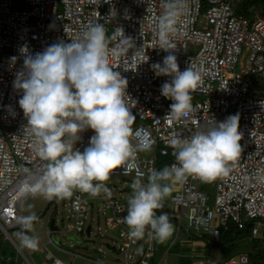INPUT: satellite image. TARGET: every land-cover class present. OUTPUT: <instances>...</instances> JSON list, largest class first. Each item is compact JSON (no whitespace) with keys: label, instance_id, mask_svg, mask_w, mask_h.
<instances>
[{"label":"built area","instance_id":"built-area-1","mask_svg":"<svg viewBox=\"0 0 264 264\" xmlns=\"http://www.w3.org/2000/svg\"><path fill=\"white\" fill-rule=\"evenodd\" d=\"M239 0H182L184 12L170 39L177 44L172 50L181 71L190 67L200 74L201 83L192 91V112L180 120L173 118V101L160 93L161 85L170 76H156L152 64L162 63L168 54L159 48L158 23L168 0H24L25 8L13 7V0H0V230L11 240L9 230L22 227L34 219H26L18 211L20 202L36 194L22 190V183L30 174L39 175L46 162L37 155L36 137L27 126V118L19 106L22 90L13 87L18 72L23 70V55L19 49L27 45L29 52H42L47 46L81 37L88 25L100 23L109 39V64L127 79L125 102L139 121L132 126L133 139L151 143L157 155L169 156V166L176 163L173 150L167 147L173 137L191 138L206 131L230 115H239L242 152L229 163L231 171L212 181L190 176L169 195L171 206L178 210L176 228L185 219L186 231L202 233L207 243L219 246L223 233L249 229L257 237L264 229V18H248L235 12ZM205 16L208 27H198L199 17ZM124 36L131 41L123 40ZM196 47L189 50V46ZM126 49V51H121ZM113 50H115L113 52ZM8 55V58L4 56ZM244 62L239 63L240 56ZM12 57H16L13 62ZM146 62H142L146 60ZM261 86H254L253 77ZM252 91L256 92L253 93ZM91 129L79 133L73 147L83 152L89 146ZM70 143V141H68ZM129 175L147 181L151 170H157L156 156L140 159ZM140 173L141 175H137ZM111 175H122L123 169ZM207 186L214 189L213 203H208ZM38 194V193H37ZM129 199V198H128ZM127 199V201H128ZM127 201L119 197H91L74 190L69 200V213L61 227L48 228L49 233L76 232L90 239L91 222L88 214L104 216V226L115 232L119 241L111 248L122 255L124 264H162L154 260V239L148 237L133 242L128 227L122 222ZM56 198L47 199L43 212L51 206L48 223L55 208ZM102 207V208H100ZM109 210L111 214H105ZM33 217V216H32ZM36 218V216H34ZM31 218V217H30ZM232 225V228H229ZM89 232L86 234V228ZM92 241V240H87ZM49 242H53L49 237ZM15 245V242H14ZM142 245L135 258L136 247ZM69 253L72 262L83 257L95 264H116L105 256L96 260L56 246ZM99 250V249H98ZM48 264H72L48 254ZM117 260V259H116ZM245 253H237L214 264H248Z\"/></svg>","mask_w":264,"mask_h":264},{"label":"clouds","instance_id":"clouds-1","mask_svg":"<svg viewBox=\"0 0 264 264\" xmlns=\"http://www.w3.org/2000/svg\"><path fill=\"white\" fill-rule=\"evenodd\" d=\"M183 12L182 0H168L158 23L159 48L168 54L162 63L151 65L156 76L171 77L170 82L161 85L160 93L173 101L170 112L176 120L192 112L191 93L201 83L200 74L192 68L179 69L172 52L177 44L170 34L176 32ZM119 35L131 41L121 28ZM109 39L104 25L95 23L88 25L80 38L51 44L34 55L27 45L19 49L24 57L23 70L17 73L13 87L22 90L18 103L36 137L37 155L46 162L39 175L25 177L24 192L39 193L49 200L69 199L74 190L91 197L103 192L110 198L111 190L105 182L113 170L122 168L124 175L131 174L137 168V152L151 148L147 141L133 144L140 133H133L135 117L124 99L127 79L109 64ZM11 59L14 62L16 57ZM85 129L93 130L94 135L80 152L73 145ZM238 129L239 115H230L191 138L173 136L168 140L167 147L173 150L176 163L151 170L147 183L136 179L131 185L132 195L121 219L133 242L147 234L163 243L173 235L168 213L157 215L171 194V185L182 184L190 176L205 182L227 176L229 163L242 152V133ZM24 243L36 247L34 240Z\"/></svg>","mask_w":264,"mask_h":264},{"label":"rangeland","instance_id":"rangeland-1","mask_svg":"<svg viewBox=\"0 0 264 264\" xmlns=\"http://www.w3.org/2000/svg\"><path fill=\"white\" fill-rule=\"evenodd\" d=\"M243 3L244 1H242V4L238 7L242 8L244 6ZM13 7L16 9L25 8L24 0H13ZM249 8L250 11L252 10L253 15H259L258 10L252 9L251 7ZM262 18H264V16H262ZM197 26L202 28L208 27V25L205 24V16L201 15L199 17ZM194 49H196L195 46H189L190 51ZM4 58H8V55L4 56ZM243 62L244 56L242 55L239 58V62L236 64L237 70L240 69L239 63ZM258 76L259 78H262L261 75ZM258 76L256 75L253 77V85L257 86V88L261 86V81H257ZM252 92L256 93L254 91ZM262 93L263 92L260 90L259 94ZM137 123H139V121L135 119L133 125ZM154 156H157L155 148H150L147 151H139L140 159H148ZM136 179L139 178L133 175H110L109 180L106 181L105 184L111 190V197H119L122 198L123 202H126L127 199L132 195L131 185ZM140 180L141 183H147L145 179L140 178ZM178 185L179 184L171 185V192L177 189ZM206 189L209 197L208 203L212 205L215 191L209 186H207ZM101 195L108 198L103 192H101ZM69 200L70 198L56 199L55 208L53 209L52 214L55 219V224L58 227H61L62 223H65L67 220L66 215L69 213ZM46 203L47 199L42 194L38 193L34 196H28L24 198L18 206V211L23 217L28 219L41 212ZM163 203L164 207L160 210H157V215L161 214V212L168 213L170 222L174 225V232L173 235L163 243H158L154 239L155 254L153 259L155 261L160 260L162 264H214V261L225 259L228 256L235 255L237 253H245L249 258L248 264H264V229L257 237H252L250 234L238 233L232 240V244L234 246L232 248H229L226 244L224 246H211L206 242L205 235L202 233H193L185 230V219L182 218L180 220L181 226L177 229V208L171 206L169 202V196L164 200ZM50 211L51 206L45 211V213H43L44 215H37L38 217L35 221L23 225V229L25 228L27 230L26 233H19L20 228L9 230L10 236L22 248L23 253L34 262V264H48L49 260H47L45 257L47 250L54 252L56 256L63 260L69 261L70 259V256L67 253L61 252L52 246L51 243H47L45 222ZM105 214L109 215L111 212L109 210H105ZM93 216L94 218H91L90 214H88L87 217V222H91L93 231L91 233L90 239H87L85 236L76 232H53L51 233V238L54 244L61 246L70 252L78 253L84 257L100 260L107 256L109 260H115L116 264H124L122 255L115 253L111 248L119 241L115 232L108 231L105 228L104 216L97 214L95 211L93 212ZM26 240H34L36 242V247L32 248L27 246V244L24 243ZM87 240H92L93 242ZM147 240L148 237L146 234L143 242H147ZM172 240L174 241L173 244H171ZM45 241L46 247H43L42 243ZM141 247L142 245H139L135 248L136 252H138L135 254V258L139 256L138 254L141 250ZM3 250L6 254H10L12 257L16 258V260H18V264L22 263V256L19 255L12 242L9 239H6L0 230V251L3 252ZM255 254H258L259 256H256ZM73 264L94 263L85 260L83 257H77L74 259Z\"/></svg>","mask_w":264,"mask_h":264},{"label":"trees","instance_id":"trees-1","mask_svg":"<svg viewBox=\"0 0 264 264\" xmlns=\"http://www.w3.org/2000/svg\"><path fill=\"white\" fill-rule=\"evenodd\" d=\"M242 1H244V6L238 7L239 5L242 4ZM252 9H256L259 12V17L264 16V0H240V2L238 1L236 6H235V12L237 14H242L245 17L248 18H253L254 15L252 14V10L250 11V8ZM169 162H170V157L169 156H161V155H157L156 156V165H157V170L163 169L165 166H169ZM232 225H229V228H232ZM236 233V234H235ZM233 235L230 236V232H224L223 233V243L220 244L219 246H224L225 244L229 247L232 248L234 247L232 244V240L235 238L234 236H236L238 233L239 234H249V229H246L245 231H236ZM256 256H259L258 254H255Z\"/></svg>","mask_w":264,"mask_h":264},{"label":"crops","instance_id":"crops-1","mask_svg":"<svg viewBox=\"0 0 264 264\" xmlns=\"http://www.w3.org/2000/svg\"><path fill=\"white\" fill-rule=\"evenodd\" d=\"M257 81H259V78H258V80ZM261 91L264 93V88H263V90L261 89ZM262 93V94H263ZM45 207V206H44ZM48 209V208H47ZM46 209V210H47ZM45 210V211H46ZM45 211L43 212V213H45ZM51 212V211H50ZM50 214V213H49ZM38 215H39V213H38ZM41 216L42 215H44V214H40ZM51 216L53 217V214H51ZM38 217V216H37ZM37 217L34 219V220H32V221H35L36 219H37ZM48 218H49V216H47L46 217V222H45V229H46V234H47V243H51V242H49V237L51 238V233H49V231H48V228L50 227V221H49V223H48ZM54 218V217H53ZM51 220V219H50ZM32 221H29V222H32ZM29 222H27V223H29ZM27 223H25V224H27ZM24 224V225H25ZM55 226V225H54ZM50 228H54V227H50ZM22 230H26L25 228L23 229V227H20V230H19V233H25V232H23ZM4 237H5V235H4ZM6 239H9V238H7V237H5ZM52 239V238H51ZM10 240V239H9ZM11 242H12V244L14 245V242H15V240H13V238L11 237V240H10ZM53 241V240H52ZM93 242V241H92ZM173 240L171 241V244H173ZM207 242V241H206ZM52 244V246H54L55 248H56V246H58V245H56V244H54V242H52L51 243ZM170 244V245H171ZM209 244V243H208ZM42 245H43V247H46V241L45 242H43L42 243ZM173 246V245H172ZM212 246V245H211ZM14 247L16 248V250H17V252L19 253V255L20 256H22L21 258H22V263L21 264H34V262L28 257V256H26V254H24L23 253V251H22V248L15 242V245H14ZM58 247H61V246H58ZM61 248H63V247H61ZM57 249V248H56ZM58 250V249H57ZM59 251H61V250H59ZM61 252H64V253H67V252H65V251H61ZM167 252H168V249H167ZM48 254H51V255H54V256H56L55 255V253L54 252H52V251H50V250H47V252H46V254H45V257H46V259L48 260V258H47V256H48ZM68 255H69V253H67ZM70 256V255H69ZM57 258H59L58 256H56ZM59 259H61V258H59ZM62 261H64V262H71L72 264H73V262H72V260L71 259H69V261H67V260H63V259H61ZM89 262H91V261H89ZM91 263H93V262H91ZM0 264H18V260H16V258H14V257H12V255H10V254H6L5 253V251L3 250V252H1L0 251ZM95 264V263H94Z\"/></svg>","mask_w":264,"mask_h":264},{"label":"water","instance_id":"water-1","mask_svg":"<svg viewBox=\"0 0 264 264\" xmlns=\"http://www.w3.org/2000/svg\"><path fill=\"white\" fill-rule=\"evenodd\" d=\"M50 227H54V218H51V220H50ZM23 232H27V230H22ZM88 232H89V227L87 226V228H86V234H88Z\"/></svg>","mask_w":264,"mask_h":264}]
</instances>
